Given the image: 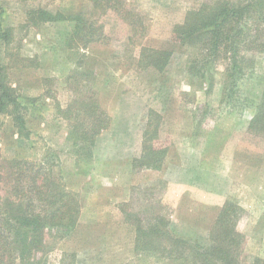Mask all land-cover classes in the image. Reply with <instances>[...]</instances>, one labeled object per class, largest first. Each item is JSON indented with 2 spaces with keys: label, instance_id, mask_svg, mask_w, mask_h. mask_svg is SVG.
Returning a JSON list of instances; mask_svg holds the SVG:
<instances>
[{
  "label": "rangeland",
  "instance_id": "1",
  "mask_svg": "<svg viewBox=\"0 0 264 264\" xmlns=\"http://www.w3.org/2000/svg\"><path fill=\"white\" fill-rule=\"evenodd\" d=\"M122 1L135 14V28L90 0H0L2 77L15 87L26 119L20 132L12 115L0 114L1 193L9 191L12 161L30 159L60 174L81 204L71 232L47 230L48 249L36 258L44 264H184L161 250L134 254L138 222L147 227L145 242L167 249L171 239L205 245L230 200L241 207L238 259L264 261V122L248 128L263 95L264 53L226 97L224 61L206 80L193 82L187 67L196 49L172 41L189 11L218 0ZM36 9L95 21L105 37L84 45L79 37L71 42L74 21L26 24ZM142 46L172 50L169 66L141 68ZM91 98L110 125L93 146L74 145L66 108L74 111ZM151 146L166 149L160 169L139 165ZM156 227L165 234L158 237Z\"/></svg>",
  "mask_w": 264,
  "mask_h": 264
},
{
  "label": "trees",
  "instance_id": "2",
  "mask_svg": "<svg viewBox=\"0 0 264 264\" xmlns=\"http://www.w3.org/2000/svg\"><path fill=\"white\" fill-rule=\"evenodd\" d=\"M90 1L101 12L114 10L122 14L124 19H130L129 23L135 28V14L126 8L124 1ZM62 20L75 22L71 42L79 37L87 45L105 37L102 25L97 26L95 21H85L80 15L53 13L44 9L30 11L26 24ZM172 41L196 49V60H192L187 67L193 82L206 80L209 71L215 68L214 64L224 61L222 93L231 97L239 81L247 75L246 69L253 67L256 55L264 53V0H218L207 9L191 10L184 22L175 25ZM71 42L68 45L73 48ZM173 54L169 49L142 46L138 65L164 71ZM2 72L3 65L0 63V114L12 115L15 125L22 132L26 128L25 115L21 110L23 104L15 87L2 77ZM262 94L261 101L256 103L257 113L250 122L249 130H254L258 122H264V90ZM73 109L71 106L66 108L73 120L69 138L74 145L82 143L93 146L97 136L110 125L107 111L100 109L92 98L89 103L81 99L80 107ZM165 153V148L151 146L145 150L139 165L160 169ZM44 163L14 159L8 178L9 191L3 195L0 188V264H44L36 255L48 249L47 230L50 232L60 228L65 235L77 224L81 209L78 197L67 189L58 176L60 174ZM240 212V205L228 200L218 215L208 244L171 239L170 249L163 248L164 243L155 240L145 242L143 238L148 234L147 227L138 222L136 249L161 250L164 257L178 261L183 259L184 264H246L238 259L243 237L236 230ZM156 234L161 237L165 231L156 227ZM256 264H264V261L258 260Z\"/></svg>",
  "mask_w": 264,
  "mask_h": 264
},
{
  "label": "crops",
  "instance_id": "3",
  "mask_svg": "<svg viewBox=\"0 0 264 264\" xmlns=\"http://www.w3.org/2000/svg\"><path fill=\"white\" fill-rule=\"evenodd\" d=\"M106 209H108V210H110V209H112V210H115V208H117V206L116 205H106V207H105ZM137 228V227H136ZM132 242H133V244H134V254H136V252L138 253L139 251L136 249V242H137V236L136 235H134V238H133V240H132ZM137 255V254H136Z\"/></svg>",
  "mask_w": 264,
  "mask_h": 264
}]
</instances>
